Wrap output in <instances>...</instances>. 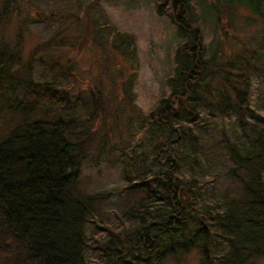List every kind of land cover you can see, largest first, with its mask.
Wrapping results in <instances>:
<instances>
[{"label":"trees","instance_id":"16d2710c","mask_svg":"<svg viewBox=\"0 0 264 264\" xmlns=\"http://www.w3.org/2000/svg\"><path fill=\"white\" fill-rule=\"evenodd\" d=\"M91 2L73 13L74 30L57 29L23 57L22 30L35 16L0 0V264H188L190 255L189 264H264V0H210L228 24L241 15L242 27L262 25L241 39L232 27L226 53L203 41L195 0L156 2L182 39L167 92L129 118L142 124L138 148L115 152L124 203L111 216L102 211L110 191H85L77 179L92 138L89 157L109 152L105 135L118 129L129 84L105 63L80 88L73 63L60 62L88 29L89 43L104 45L101 25L80 10ZM107 33L114 53L132 54L131 35ZM34 60L49 75L35 78ZM107 73L116 90H104ZM225 116L226 129L216 120ZM217 167L230 182L221 190Z\"/></svg>","mask_w":264,"mask_h":264},{"label":"rangeland","instance_id":"374dc122","mask_svg":"<svg viewBox=\"0 0 264 264\" xmlns=\"http://www.w3.org/2000/svg\"><path fill=\"white\" fill-rule=\"evenodd\" d=\"M21 11L30 16H35V19L26 23L22 32V56L26 57L29 54L27 50L33 46L34 42L47 37L50 33L57 29L64 31L74 30L71 22L73 13L77 11L78 6L85 0H15ZM159 0H96V2L87 3L81 7L82 14L89 21V15L94 17L96 24L91 25V28H97L96 25H101L97 32L99 37L106 35L103 41L104 45L89 43V32L87 35L80 38V48L76 52L67 50L60 57V62L65 63L66 58L73 63L74 75L70 83H74L77 87H83L84 82H98V72L104 69L106 63L108 69H114L111 73L112 78L124 79L129 84L131 99L121 106V118L118 123V129L106 134L109 139L106 146L109 147L108 153L95 154L93 153L95 138L90 140V148L86 158L82 162L80 173L77 179V185L85 190H108L110 196L103 204L102 211L106 216H111L114 209H118L124 203V197L120 192L123 178L120 174L118 159L115 152L121 148L129 150L132 147H137V135L142 129V124L138 120H129L130 116H139L140 113L146 112L162 94H165L168 89L167 75L171 73L173 65L172 52L177 43L182 37L176 32L174 23L170 16L163 11H158L157 4ZM210 0H195V8L197 18L194 20L200 27L203 35V41L206 43L209 50H217L221 53L228 52L232 47L230 37L233 35L232 27L239 30V35L235 33V37L241 39L250 37L251 32H260L261 23L257 18L251 21L248 27H242L243 23L241 15H237L228 24L225 21V15L216 17L214 12L210 11ZM236 13H246V9L236 6ZM82 22V20H81ZM84 22V21H83ZM85 27H87L84 24ZM17 25H8L5 36L12 39L15 34ZM246 28V29H245ZM225 29V30H224ZM117 31L119 35L132 36V49L130 55H122L114 53L110 49L112 33L107 31ZM247 30V31H246ZM226 31L228 32L227 34ZM96 32V31H95ZM96 34V35H97ZM258 36V35H257ZM232 45V46H231ZM74 50V49H73ZM38 53V52H37ZM119 54V55H117ZM45 62L41 66H45ZM32 74L35 78H42L49 75L48 69L41 68L38 62L33 61ZM32 65V66H33ZM121 71L118 77H115L117 71ZM264 78V75H263ZM101 83L104 90H111L115 87L110 83L109 74L101 75ZM259 80L254 76L252 80L251 96L257 91L256 85ZM123 83V82H122ZM122 85V84H121ZM118 88V86L116 87ZM115 88V90H116ZM75 90V88L73 89ZM257 98V97H256ZM134 114V115H133ZM135 117V116H134ZM218 125H223L227 128V121L230 117L225 116L223 121L216 118ZM106 124H114V119L107 115ZM134 133V134H133ZM140 147V146H139ZM211 169L208 170V172ZM220 179V190L229 182L226 177L223 167H217ZM210 189V188H209ZM192 255L188 256L184 261L193 263ZM255 264H259L258 260Z\"/></svg>","mask_w":264,"mask_h":264},{"label":"bare ground","instance_id":"6f19581e","mask_svg":"<svg viewBox=\"0 0 264 264\" xmlns=\"http://www.w3.org/2000/svg\"><path fill=\"white\" fill-rule=\"evenodd\" d=\"M262 118V117H261Z\"/></svg>","mask_w":264,"mask_h":264}]
</instances>
